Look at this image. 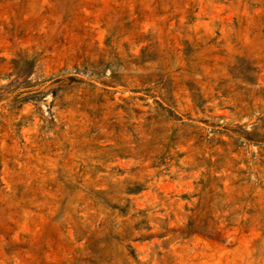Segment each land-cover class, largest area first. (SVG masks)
Listing matches in <instances>:
<instances>
[{
	"label": "rangeland",
	"instance_id": "obj_1",
	"mask_svg": "<svg viewBox=\"0 0 264 264\" xmlns=\"http://www.w3.org/2000/svg\"><path fill=\"white\" fill-rule=\"evenodd\" d=\"M0 264H264V0H0Z\"/></svg>",
	"mask_w": 264,
	"mask_h": 264
},
{
	"label": "trees",
	"instance_id": "obj_2",
	"mask_svg": "<svg viewBox=\"0 0 264 264\" xmlns=\"http://www.w3.org/2000/svg\"><path fill=\"white\" fill-rule=\"evenodd\" d=\"M159 108L162 109L164 111V113H166L167 117H170V114H172L170 111L166 110L164 107H162L161 105H159ZM155 120V119H153ZM154 133H159L160 130L158 129H153Z\"/></svg>",
	"mask_w": 264,
	"mask_h": 264
}]
</instances>
